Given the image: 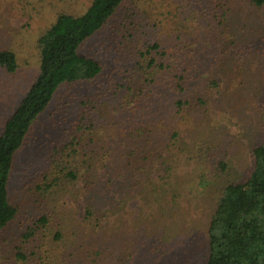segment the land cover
<instances>
[{
    "label": "trees",
    "instance_id": "16d2710c",
    "mask_svg": "<svg viewBox=\"0 0 264 264\" xmlns=\"http://www.w3.org/2000/svg\"><path fill=\"white\" fill-rule=\"evenodd\" d=\"M214 1L210 8H202L198 26L186 34L179 29L175 31L180 34L175 33L169 17L178 11L185 14L189 8L172 7V0H88L80 13H57L37 39L38 72L1 126L0 230L17 218L22 207L10 190L19 155L27 147L40 116L61 93L64 99L58 112L50 116L47 127L35 134L36 152H40L42 140L52 143V154L45 159L48 168L40 169V177L33 184L35 190L31 191V201L39 207L61 182L57 176L61 180L77 179L67 164L74 157L71 152L85 154L88 140L94 145L89 151L97 153L95 164L87 165L90 174L84 188L86 215L96 213L94 224H100L105 205L123 207V201L109 198L110 192L130 197L138 194L146 200L152 193L148 186L155 180L163 182L161 195L171 193L167 196L177 205L180 181L172 185L167 179L175 167V156L183 151L189 154L191 146L197 162L210 166L214 175L227 171L229 152L220 154L219 144L209 138L211 131L199 135L201 127L211 120L210 114H239L242 109L237 105L245 99L264 123V77L252 87L236 74L240 56L264 54V22L259 21L264 18V0ZM109 22L111 31L119 36V40L114 39L113 57L125 61L120 76H125L126 90L118 97L102 92L104 98L117 104L111 114L110 138L106 142L99 138L95 144L93 130L105 122L96 106L77 113L70 127L63 126V117L74 100L70 94L102 75L101 59L85 54L81 48ZM157 25L166 29L165 37L154 36L152 28ZM108 47H103L106 52ZM0 68L15 73L18 61L13 51L0 49ZM223 81L230 94L236 93L234 101L228 93L212 102V89ZM243 91L248 97H243ZM191 128L198 130L197 138L185 140ZM53 131L59 134L54 137ZM257 136L258 142L250 146L251 166L247 172L225 183L214 199L205 225L204 264H264V128ZM53 154L61 155L60 163L51 160ZM26 175L24 178L31 180ZM100 175L106 183L97 187ZM48 220L43 213L34 227Z\"/></svg>",
    "mask_w": 264,
    "mask_h": 264
},
{
    "label": "rangeland",
    "instance_id": "374dc122",
    "mask_svg": "<svg viewBox=\"0 0 264 264\" xmlns=\"http://www.w3.org/2000/svg\"><path fill=\"white\" fill-rule=\"evenodd\" d=\"M172 1V7L189 8L185 14L178 11V14L169 17L174 31L179 29L184 34L198 26L202 8H210L211 3L215 2ZM87 5L88 0H0V49L13 51L18 61V68L13 74L0 68V131L4 119L16 107L38 72V36L54 21L59 11L80 13ZM262 18L260 23L264 22ZM111 24H106L104 29L83 44L81 49L85 54L101 59L102 75L95 82L86 83L70 94L74 100L65 109L63 117V126L70 127L77 113L96 106L108 124L101 123L93 130L95 144L99 138L104 142L110 138L108 136L113 131L111 114L115 112L113 106L117 104L104 98L102 92L118 97L126 90L123 87L125 76H120L126 64L113 57L114 39L119 40V36L111 31ZM152 30L155 37L166 36L164 27L157 25ZM104 46H109L107 52ZM239 59L236 74L241 81L253 87L256 80L264 77V54L252 52ZM224 83L212 89V102L219 96H229ZM70 95L66 96L67 101ZM235 95L230 94L233 101ZM245 96L248 97L243 91ZM63 99L64 94H58L48 110L40 116L27 147L15 164L10 190L15 201H21L22 207L17 218L0 230V264H204L207 253L205 225L213 210L214 199L225 183L240 179L247 172L251 166L250 146L258 142L257 134L263 133L264 123H260L259 112L247 104L245 100L248 99L237 105L238 109H242L241 113L230 115L227 111L213 112L210 114L211 120L201 127L199 137L211 131L213 134L209 138L219 144L220 154L223 156L229 152L231 155L229 168L224 174L214 175L210 166L197 162V154L191 146L189 154L183 151L175 156V167L167 179L172 185L180 181L177 205L167 196L171 193L161 195L160 183L163 182L155 180L148 186L152 193L146 200L138 194L130 197L124 193L117 195L110 192V199L117 198L124 205H105L107 209L100 217V224H94L96 213L86 215L84 188L90 174L86 168L88 163L95 164L97 158V153L89 151L94 146L89 140L84 145L87 149L85 154L71 152L74 157L67 164L77 179L61 180V176H57L61 182L40 207L31 201V191L35 190L33 184L40 177V169L48 168L45 159L48 160L52 154V143L45 140H42L40 152H36L38 139L35 134L38 129L47 127L50 116L58 112ZM99 100L101 102L96 104ZM83 103L84 106H81ZM261 112L264 114L263 110ZM61 127L58 126V130ZM191 129L187 131L185 140L197 138L195 133L198 130ZM56 133L59 134L53 131L54 137ZM51 160L60 163L61 155L53 154ZM98 172L101 173L100 168ZM25 173L31 180L24 178ZM104 183L106 179L100 175L97 187H102ZM43 213L49 216V220L42 226L39 223L38 227H34L37 217Z\"/></svg>",
    "mask_w": 264,
    "mask_h": 264
}]
</instances>
